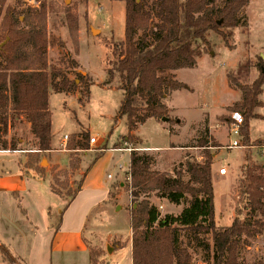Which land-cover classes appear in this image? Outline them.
Returning <instances> with one entry per match:
<instances>
[{"label": "rangeland", "instance_id": "1", "mask_svg": "<svg viewBox=\"0 0 264 264\" xmlns=\"http://www.w3.org/2000/svg\"><path fill=\"white\" fill-rule=\"evenodd\" d=\"M33 1L38 4L33 10H39L43 2L54 7V11L47 14V29L60 42L57 47L48 49L47 61L60 68L69 80H74L76 88L70 93H55L49 89L53 144L50 151L38 152L27 126L19 120H14L2 135L8 146L14 142L16 147L14 151L0 150V176L6 174L9 178L5 182L0 179L1 243H6L4 237L11 240L20 231L24 218L19 210H26L38 227L35 248L31 255H26L30 263L45 264L48 260L49 264L50 258L51 264H91L89 255L93 254L95 264H131L129 211L135 205L128 192L127 166L124 165H128L130 153L123 151L126 149L151 156L153 171L169 173L181 166L184 169L186 162H202L204 150L214 155L215 176L222 166H227V176L216 177L213 182L215 225L219 229L229 226L235 216L238 181L246 150L218 149L228 140L226 122L232 112L227 108L241 99L240 90L230 84L228 75L242 86L250 85L259 76L256 64L260 53H264V0H250L240 12V25L229 40L232 49L225 46L217 33H207L209 45L199 44L200 56L196 58L195 68L175 72L176 80L184 87L173 91L165 100L168 121L147 120L132 134L136 143L123 140L127 134L125 119L117 118L122 99L120 81L117 74L109 81L108 74L115 61L112 45L123 40L124 4L110 0ZM5 6L15 10L31 8L27 0H6ZM68 6L73 7L76 15L72 31L63 12ZM26 27L20 24L21 29ZM259 99L263 107L255 113L261 119L251 120L250 137L252 141L264 142V92ZM81 133H88L97 144L90 146L88 142L87 151L69 150L72 138L79 139ZM203 140L207 141L206 149L199 147ZM212 141L218 147H213ZM144 147L158 149L145 151ZM249 151L254 163L264 166V156L257 150ZM99 154H103L102 157L92 165ZM226 159L228 164L224 163ZM120 165L124 166L123 170L118 169ZM183 179L186 181L187 176ZM82 181L81 190L62 216V234L71 239L68 247L51 253L49 238L40 221L43 218L45 222L49 212L48 226L56 225L71 193ZM18 183L24 184L23 190L18 189L22 199L7 192L16 189L14 186ZM49 186L60 197L51 193ZM149 201L162 217L177 216L187 205L184 201L174 206L154 194L149 196ZM78 232L84 240L72 239L70 234ZM22 239L24 245L32 241L27 237ZM204 239L211 242L209 236ZM181 240L187 245L184 235ZM189 252L190 264H208L210 255L202 247L194 244ZM239 260L242 264L264 260V232L246 240ZM0 264L23 263L12 256L8 262L0 253Z\"/></svg>", "mask_w": 264, "mask_h": 264}, {"label": "trees", "instance_id": "2", "mask_svg": "<svg viewBox=\"0 0 264 264\" xmlns=\"http://www.w3.org/2000/svg\"><path fill=\"white\" fill-rule=\"evenodd\" d=\"M110 1L122 2L125 15L123 40L112 45L115 61L108 70L109 81L118 75L122 99L117 118L125 119V143H136L132 134L139 126L149 119H167L166 98L184 87L176 80L175 72L195 68L199 44L209 45L208 32L217 33L232 49L229 40L240 25V12L250 0ZM5 3L0 0V44L6 42L0 48V150H15L16 144L8 146L2 135L22 117L29 124L36 150L44 153L51 150L52 143L49 89L70 93L76 85L47 61L48 49L60 42L47 29V14L54 7L43 2L39 10H15ZM63 12L72 31L76 23L73 7H64ZM20 24L27 27L21 29ZM257 59L259 76L250 85L242 86L228 75L230 84L240 90L241 99L227 111L242 114L240 135L246 147L231 224L222 229L215 225L211 153L204 150L202 162H186L184 169L181 166L169 173L153 171V158L133 149L127 165L128 192L135 205L129 211L131 264H190L189 248L194 244L209 253L208 264H242L239 253L246 240L264 232V166L255 164L249 151L251 146L263 144L250 139V122L261 119L255 110L263 107L259 97L264 92V62ZM88 142V133H81L79 139L72 138L69 150L87 151ZM212 144L217 146L214 141ZM206 146V140L200 142L199 147ZM102 155H96L92 165ZM82 182L71 193L63 211L80 191ZM51 192L59 196L53 187ZM152 194L174 206L184 201L187 205L177 216L162 217L149 201ZM182 235L187 245L182 243ZM206 236L210 243L204 239ZM0 253L10 262L11 254L4 246H0ZM89 258L95 264L94 255ZM254 264H264V260Z\"/></svg>", "mask_w": 264, "mask_h": 264}, {"label": "crops", "instance_id": "3", "mask_svg": "<svg viewBox=\"0 0 264 264\" xmlns=\"http://www.w3.org/2000/svg\"><path fill=\"white\" fill-rule=\"evenodd\" d=\"M260 56L262 57V58L261 57L260 58L262 60H264V53H260ZM19 121L20 122H23V124H25L27 126L28 130H29V124L22 117H20ZM208 127H209V130L212 131L213 128L211 126H208ZM210 133H212V132H210ZM250 139L252 140L251 137H250ZM52 145L53 144L51 143V147H53ZM144 149H148V151H151V150L153 151V150H157L158 148H148V147H144ZM212 157H215V156L212 155ZM227 162H228V160L226 159L224 161V163H227ZM153 164H154V160H153ZM213 166H214V163L212 164V167H211L212 168V186L214 185L213 182H214V180H215L216 177L222 178L221 176L218 175V173H216L217 176H215V174L213 172V168H214ZM18 177L20 179H22V176H18ZM37 178H39V177H37ZM0 179L1 180H4V182H5L9 178L6 177V174H3V175L0 176ZM39 179H42V178H39ZM82 184H83V182H82ZM23 185H24L23 183L22 184L21 183H18L17 186H14V188H16V189H9V190H7V192H11L12 195L15 194V197L16 198H21L22 199V197L19 196L20 195V192L18 191V189L23 190V188H24ZM81 188H82V186H81ZM49 190L51 192L50 186H49ZM213 191H214V188H213ZM19 211H21V213H23L22 217L24 218V223H21L20 224V226H21L20 231H18L17 234H15L14 237H12L11 240H9V239L6 240V237H4V240H5L6 243H1V241H0V246L3 245L9 251V253L11 254V256L14 257V258H16L21 263H23V264H32V263H30L32 261H30L29 259H27L26 255L27 256L31 255L33 249L35 248V245H36V237H37L36 236V231H37L38 227L33 223L34 221L31 220L28 217V214H27V211L26 210H19ZM64 211H63V213H64ZM63 213H62V216H63ZM45 216H46L45 222H42V219L43 218L41 219L40 222L44 226V227H42L43 230H46V236H47V238H49V246H48V248H50L51 253L53 251H57L61 247H68V245H67L69 243L68 240H71V239L66 234H62V216L61 215L59 216V220H57L58 223L56 225H51L50 227L47 224V221H48L47 218H48V216H50V213L47 212V215H45ZM70 235H71V237H72V239L74 241L76 239H78V240H84V238L81 237V234L79 232L78 233H75V234H70ZM26 237L32 239V241L31 242H28L27 241L26 244L24 245V242L25 241H23L22 238H26ZM79 246L80 247H83L82 242H79ZM22 247H24L25 250L23 249V251H21V248ZM129 247H130V254H131V241H129ZM40 248H42V247H38V249H40ZM47 261H45V264H47ZM48 263L51 264V259L50 258H49V262Z\"/></svg>", "mask_w": 264, "mask_h": 264}, {"label": "built area", "instance_id": "4", "mask_svg": "<svg viewBox=\"0 0 264 264\" xmlns=\"http://www.w3.org/2000/svg\"><path fill=\"white\" fill-rule=\"evenodd\" d=\"M28 6L31 8L38 7V4H36L33 0H27ZM243 122V116L239 112H232L230 114V118L226 122V138L228 139L227 144L224 147H219L218 149L224 150V151H244L246 147L241 142V135H240V127ZM67 141V137L65 136L63 138L64 144ZM90 146L97 144V140L94 138H89ZM260 142V141H259ZM260 144V143H259ZM262 144V143H261ZM206 149V147L202 148ZM208 149V148H207ZM250 149L257 150L260 154L264 156V142L262 145H254L251 146ZM133 149H126L123 151L131 152ZM135 150V149H134ZM145 151H148V149H144ZM117 152H121L122 150H113ZM137 151V150H136ZM239 152V153H240ZM125 167L127 165H124ZM123 165H120L118 167L119 170H123ZM218 175L221 177L227 176V166L224 165L218 170ZM108 179H111V176L108 175ZM127 180L129 181V177L127 176Z\"/></svg>", "mask_w": 264, "mask_h": 264}, {"label": "water", "instance_id": "5", "mask_svg": "<svg viewBox=\"0 0 264 264\" xmlns=\"http://www.w3.org/2000/svg\"><path fill=\"white\" fill-rule=\"evenodd\" d=\"M219 24H220V22H219ZM5 43H6V42L1 43V44H0V48H1ZM262 73L264 74V69H262ZM161 120H162L163 122H167V121H168L166 118H162Z\"/></svg>", "mask_w": 264, "mask_h": 264}]
</instances>
